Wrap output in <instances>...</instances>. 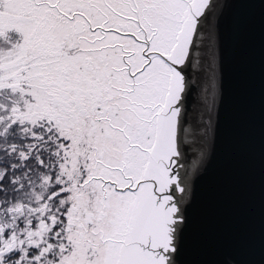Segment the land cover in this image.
<instances>
[{"label":"snow or ice","instance_id":"6c2138e0","mask_svg":"<svg viewBox=\"0 0 264 264\" xmlns=\"http://www.w3.org/2000/svg\"><path fill=\"white\" fill-rule=\"evenodd\" d=\"M232 3L0 0V264H181Z\"/></svg>","mask_w":264,"mask_h":264},{"label":"water","instance_id":"95a60500","mask_svg":"<svg viewBox=\"0 0 264 264\" xmlns=\"http://www.w3.org/2000/svg\"><path fill=\"white\" fill-rule=\"evenodd\" d=\"M215 154L188 209L181 264H264V5L225 16Z\"/></svg>","mask_w":264,"mask_h":264}]
</instances>
